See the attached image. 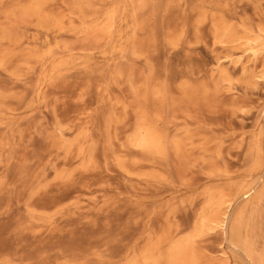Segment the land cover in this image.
<instances>
[{
  "label": "rangeland",
  "instance_id": "374dc122",
  "mask_svg": "<svg viewBox=\"0 0 264 264\" xmlns=\"http://www.w3.org/2000/svg\"><path fill=\"white\" fill-rule=\"evenodd\" d=\"M0 264H264V0H0Z\"/></svg>",
  "mask_w": 264,
  "mask_h": 264
},
{
  "label": "bare ground",
  "instance_id": "6f19581e",
  "mask_svg": "<svg viewBox=\"0 0 264 264\" xmlns=\"http://www.w3.org/2000/svg\"><path fill=\"white\" fill-rule=\"evenodd\" d=\"M246 43V42H245ZM250 239V238H249Z\"/></svg>",
  "mask_w": 264,
  "mask_h": 264
}]
</instances>
